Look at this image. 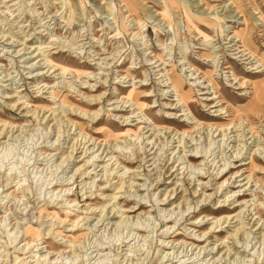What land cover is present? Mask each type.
<instances>
[{
  "label": "rangeland",
  "instance_id": "1",
  "mask_svg": "<svg viewBox=\"0 0 264 264\" xmlns=\"http://www.w3.org/2000/svg\"><path fill=\"white\" fill-rule=\"evenodd\" d=\"M193 262L264 264V0H0V264Z\"/></svg>",
  "mask_w": 264,
  "mask_h": 264
},
{
  "label": "bare ground",
  "instance_id": "2",
  "mask_svg": "<svg viewBox=\"0 0 264 264\" xmlns=\"http://www.w3.org/2000/svg\"><path fill=\"white\" fill-rule=\"evenodd\" d=\"M244 24V22L242 23ZM246 27V26H245ZM243 30V29H242ZM234 37L237 39L238 43L239 42H243L245 44H247L246 42V38H245V34H243V32H238V33H235L234 34ZM248 41V40H247ZM233 47V46H232ZM241 48V46L239 47ZM234 55H236L237 58L240 59V61H244V62H247L249 59L253 58V55H250L245 49H242L237 51V53H235ZM236 60V59H235ZM253 60V59H252ZM250 62H248L247 64H249ZM258 63V62H256ZM258 67H260V64L258 63ZM258 67L254 68V69H257ZM253 69V70H254ZM166 72V76H167V80L169 82V85L173 88V91L176 93V97L178 98V101L181 102V100L179 99V94L181 93V84H182V81L181 79L179 80V82H177V77L176 75H174V72L173 70H171L170 72L169 71H164ZM235 79V78H234ZM212 81V80H211ZM212 83V82H211ZM213 86V83L211 84ZM134 104V103H133ZM135 105V104H134ZM184 107V106H183ZM242 181V180H241ZM144 208L141 204L139 205L138 209L137 210H133L132 213H135L136 211H138L139 209H142ZM117 212V211H116ZM130 212V211H128ZM194 240V239H193ZM205 241V240H204ZM195 242H203L201 240H195ZM196 256V255H195ZM196 263V262H195ZM182 264H185V263H182ZM192 264V263H191ZM194 264V262H193Z\"/></svg>",
  "mask_w": 264,
  "mask_h": 264
}]
</instances>
